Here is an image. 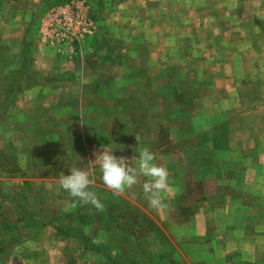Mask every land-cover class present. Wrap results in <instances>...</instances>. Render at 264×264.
Listing matches in <instances>:
<instances>
[{
	"label": "rangeland",
	"instance_id": "rangeland-1",
	"mask_svg": "<svg viewBox=\"0 0 264 264\" xmlns=\"http://www.w3.org/2000/svg\"><path fill=\"white\" fill-rule=\"evenodd\" d=\"M58 1L62 0H56ZM65 1L69 3L77 0ZM87 1L91 3L94 11L101 10L103 19H108L104 22L106 25L99 26L100 34L108 31L117 33L115 16L123 11L122 7L128 9L125 5L129 0ZM118 1L123 6L117 7L115 3ZM129 2L131 19L135 23L128 26L127 30L132 27L131 32L134 35L143 33L141 18L144 14L150 17L147 18L150 24L159 21L160 29L156 30V34L152 33V27L145 33L151 37V49H155V52L163 49L162 56L158 57L160 62H164V69L167 67L166 78L163 77V81L174 84L175 88L183 93L180 98L184 105L183 117L190 113L192 116L198 115L199 137L196 140L192 137L190 140L197 149H182L181 156L173 152L175 150L173 146L182 141L188 143L189 135H181L180 127L176 122L169 126V131L165 130L158 137V121L154 122V119L152 121L155 144L169 148L167 150L173 152L178 167L177 172H173L169 179V182L178 188V200L175 205L167 201L164 209L169 212L172 207L177 214L176 218L167 225H174L173 229L177 233L173 238L175 243L170 240L171 230L159 226L153 218H129V214L126 216L125 210L130 207L125 203L121 205L118 203L117 213L111 215L109 213H113V210L108 204H102V210H97L90 204L81 205L76 198L58 189V183L53 187L42 183L58 178L60 173L53 175V172L39 170L37 159L45 161V156L47 159L49 155L48 149H24V140L23 149H14L20 146L18 135L12 125L10 126L5 120H13L11 113L14 108L12 100L14 90L0 88V249H3L0 254V264H189L190 259L208 264L207 261L212 257L207 249L208 245L206 243L205 248L202 247L204 245L193 229L195 213L204 211L216 217L214 221L208 220L205 227L208 236H205V239L213 237L216 224L227 222L222 218L219 220L222 213L232 210L235 213V220L230 222L243 223L237 215L245 218L246 227L251 225L252 230V233L247 234L256 235L258 241L256 245L259 246V250L264 249V228L260 227L259 230L253 225L254 211L261 205L252 201L254 179L257 181L256 185L260 182L264 183V175L258 173L254 177L251 171L255 163H258V155L263 153L264 149H254L253 141L242 140V132L238 129V91L234 83L238 75L231 68V65H236L233 55L238 50L236 48L238 43L222 41L223 16L220 0H130ZM137 21H140L139 24ZM232 27L234 29V26H231V30ZM157 34L160 35L159 42L152 40L157 39ZM123 42L125 45H134V50L126 48L127 52L118 59V64L133 68V76L140 77L142 69H147L142 63L146 62V66L149 65L148 59L141 58V49L136 48L137 41L133 43L126 38ZM115 49L122 50V43H117ZM120 52L122 51L117 53ZM227 52L229 61H227ZM129 54H133L132 59ZM0 61L3 62V59ZM172 68L174 72L169 75ZM7 69L9 72L8 65ZM8 72L0 74V82L13 83L15 80L17 82L23 80L22 72L17 74ZM126 74L132 75L129 74V70ZM155 78H158L157 74ZM228 78L229 98L227 93H224V96L222 93V80ZM139 83L140 81H135L133 87H130L134 89L135 95L141 92ZM170 90L173 92L172 89ZM193 105V111H185ZM133 114L134 117H131V121L134 122L133 132L137 133L142 118L147 117V114L144 111ZM123 119L124 117L121 116V120ZM157 119L155 117V120ZM123 122H117L119 127L124 124ZM189 126L187 123L184 124L182 130L188 131ZM169 135L171 137L168 139ZM227 135L229 138H226ZM133 139L134 137H130L127 142L130 143ZM123 142L126 145V140ZM258 142L261 144L264 140L258 139ZM31 147H36V144L33 143ZM63 151L66 154L70 152L68 149ZM71 156L77 158L74 152H71ZM84 166L85 163L82 162L74 168L89 173V167ZM205 167H209L208 170ZM89 176L92 178L93 174L89 173ZM242 181L248 184L239 189L237 182L241 184ZM23 182L26 184L24 185ZM137 194L141 197V192ZM233 196L235 198L237 196L245 203L241 202L242 205L226 203L225 199ZM75 199L77 203H74ZM80 207H85L86 210ZM246 207H252L253 210L250 211ZM261 217L262 215L259 219ZM30 218L36 223L33 229L28 228ZM260 221L259 225L263 226L264 217ZM232 238H237L236 234L226 235L224 244L228 245ZM191 242L194 245H190ZM190 247L191 251H186ZM193 249H196V252ZM262 254L264 255V250ZM221 264L248 263H243L239 257H235L234 260L221 261Z\"/></svg>",
	"mask_w": 264,
	"mask_h": 264
},
{
	"label": "crops",
	"instance_id": "crops-1",
	"mask_svg": "<svg viewBox=\"0 0 264 264\" xmlns=\"http://www.w3.org/2000/svg\"><path fill=\"white\" fill-rule=\"evenodd\" d=\"M83 1V11L85 16L92 21L95 32L86 37L84 41H73L72 44L70 41L62 43L47 37L51 24L50 12L55 7L67 4L65 0L58 2L56 0H0V60L3 59V62L0 61V74L8 72V65L14 74L22 72L24 75L20 82L16 80L13 83L0 82V88L14 90L12 96L14 108L11 113L13 120L5 119L18 135L20 146L14 149H23V147L24 149H48L47 159L45 156V161L37 160H39V170L53 172V175L61 172L66 175L70 174V168L84 162V167H89V173L93 174L91 178L93 183L90 188L96 192L103 205L108 204L113 210V213L109 214H116L118 208L116 205L125 203L130 207L125 210L126 216L129 214V218H153L159 226L171 230L170 240L175 243L173 238L177 233L173 229L174 225H167L176 218L177 214L172 207L169 212L164 209L167 201L173 202V205L177 202L179 191L176 186L169 182L167 191L161 193L163 207L152 208L143 192L146 177L140 176L138 182L131 188L114 193L103 184L99 168L93 166L90 161L94 160L93 153L99 151L101 145H109L114 155L126 158L128 163L134 164L131 159L138 155L136 151L138 147L141 149L147 147L155 155L154 162L167 169L170 179L172 173L178 170L173 152L180 155L182 149H197L190 140L192 137L194 140L199 137L197 133L198 115L193 114L192 116L190 113L183 117L182 106L184 105L180 101L183 93H180L174 84H167L163 81V77L166 78L167 68L164 69V62H160L159 59L163 49H158L157 52L151 49V37L145 33L149 32L152 27V33L156 34V30L160 29L159 21H156L158 24L153 22L150 24L147 22V18L150 17L144 14L141 18L143 33L134 35L131 32L132 27L127 30L128 26L135 23L131 19L129 0V3L125 5L128 9L122 7L123 11L115 16L116 23L114 24L117 33L108 31L100 34L99 26L106 25L104 22L108 19H103L101 10L94 11L90 2ZM120 3L118 1L115 4L117 7L123 6ZM220 5L223 16L222 41L225 40L227 43L237 41L238 43L236 47L238 50L233 55L236 65H231L234 73L238 75L234 82L238 91V129L242 132H240L242 140L253 141L254 149H264V142L261 144L258 142V139L264 140V0H220ZM139 22L137 21L138 24ZM231 26H234V29L232 27L231 30ZM156 36L157 39L152 40L159 42L160 35ZM126 38L133 43L137 41L136 48L141 49V58L148 59L149 65L146 66V62L142 63V66L147 69H142L140 77L139 75L133 76V68L122 67L118 64V59L127 52L126 48L134 50V45L124 44L123 40ZM120 42L122 50L119 51L122 52L119 54L115 45ZM241 43L244 45L242 46ZM129 55L132 59L133 54ZM227 61H229L228 52ZM127 70L132 75L126 74ZM170 71L169 75L173 74L174 69ZM122 73L124 75H121ZM150 73H152L151 76ZM156 74L158 78H155ZM135 81H140L139 84H141V92L137 95L134 89L130 88L133 87ZM222 90L223 96L227 93L229 98V78L222 80ZM29 104H32L31 108ZM227 108L229 110V105ZM193 109L194 105L186 108L185 111L189 112ZM143 111L147 117L142 118L137 133H134V122L131 121L134 117L133 113ZM121 116L124 117L125 122L121 120ZM155 117L158 119L155 120ZM153 119L154 122L158 121V137L165 130L169 131V126L177 122L180 134L189 135V144L185 141L178 142L174 144L173 152H169L167 150L169 148L156 145L151 128ZM119 121L124 123L121 127L117 123ZM186 123L191 126V131H189L190 126L188 131L182 130ZM228 136L225 137L229 138ZM130 137L137 140L133 139L129 143L127 141ZM170 137L171 135L168 139ZM125 140L126 145L123 142ZM33 143L36 147H31ZM210 144L212 145V141ZM15 145L17 146L16 143ZM63 149H68L70 152L66 154ZM71 152L77 154L76 159L72 158ZM257 161L258 163L251 168L254 177L258 173L264 175V150L258 155ZM208 168L205 167L206 170ZM254 182L252 201L261 206L254 211L253 225L261 230L260 227L264 228V225H259L264 217V183L260 182L256 185V179ZM42 183L53 187L58 183V178ZM23 184L26 183L23 182ZM247 184L245 181L241 184L237 182L239 189ZM139 189L141 197L137 196L139 195L137 193H140ZM225 200L230 205L245 203L237 196L236 198L235 196L227 197ZM74 203H77L76 199ZM80 208L86 210L85 207ZM247 209L253 210L252 207ZM234 214L232 210L222 213L219 220L222 218L227 222L216 224L213 237L205 239V236H208L206 224L208 220L214 221L216 217L207 211L195 213L194 233L199 235L201 244L204 245L202 247L205 248L207 243V249L212 256L207 263L221 264V261L234 260L235 257H239L243 263L264 264L262 254L264 249L259 250V246L256 245L257 236L247 234L252 233L251 225L246 227L247 221L245 222V218L240 215L237 216L243 223L230 222L235 220ZM260 214L262 217L259 219ZM34 224L36 223H33L30 218L28 228L33 229ZM175 225L178 226V224ZM234 234L237 238L230 239L231 242L225 245L223 240L226 235L233 236ZM190 245L194 244L191 242ZM187 250L191 251V247ZM193 251L196 252V249ZM189 264L202 263L190 259Z\"/></svg>",
	"mask_w": 264,
	"mask_h": 264
},
{
	"label": "clouds",
	"instance_id": "clouds-1",
	"mask_svg": "<svg viewBox=\"0 0 264 264\" xmlns=\"http://www.w3.org/2000/svg\"><path fill=\"white\" fill-rule=\"evenodd\" d=\"M136 151L138 155L131 159L134 164H130L128 159L114 155L109 145H101L100 150L93 153L94 160L90 162L99 168L103 184L114 193L131 188L138 182V177H146L143 192L149 206L159 209L163 207L161 193L167 191L169 186L168 171L154 162L155 155L149 148L138 147ZM92 183L88 172L70 168V174H59L57 187L76 198L81 205L90 204L102 210L100 199L90 188Z\"/></svg>",
	"mask_w": 264,
	"mask_h": 264
},
{
	"label": "built area",
	"instance_id": "built-area-1",
	"mask_svg": "<svg viewBox=\"0 0 264 264\" xmlns=\"http://www.w3.org/2000/svg\"><path fill=\"white\" fill-rule=\"evenodd\" d=\"M49 18L51 24L47 37L53 41L81 42L95 30L92 21L85 16L80 0L53 8Z\"/></svg>",
	"mask_w": 264,
	"mask_h": 264
},
{
	"label": "trees",
	"instance_id": "trees-1",
	"mask_svg": "<svg viewBox=\"0 0 264 264\" xmlns=\"http://www.w3.org/2000/svg\"><path fill=\"white\" fill-rule=\"evenodd\" d=\"M2 252H3V249H0V254H2Z\"/></svg>",
	"mask_w": 264,
	"mask_h": 264
}]
</instances>
